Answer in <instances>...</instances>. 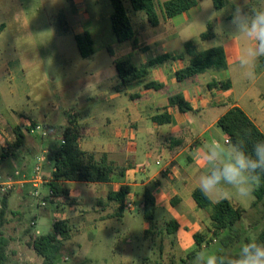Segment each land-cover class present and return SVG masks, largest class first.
I'll return each mask as SVG.
<instances>
[{
	"label": "crops",
	"instance_id": "obj_1",
	"mask_svg": "<svg viewBox=\"0 0 264 264\" xmlns=\"http://www.w3.org/2000/svg\"><path fill=\"white\" fill-rule=\"evenodd\" d=\"M85 1L0 0V50L4 43L2 39L7 35L11 36L13 45L27 44L33 39L32 35L36 27L52 23L54 20L52 16L48 17L40 11L42 10L40 8H48L47 2L59 5L60 8H79L77 14L79 21L72 31L73 37L89 33L94 43V52L88 58L82 57L92 66L89 70H84L78 83L75 108L81 109L82 112L74 110L70 118L82 128L80 146L84 151L105 153L110 162L116 167L125 168L126 172L124 177L117 178L111 183L64 182L62 185L70 190V197L74 199H77L74 189L83 185L112 187L107 197L111 192L118 191L121 186H130L132 191L135 187H143L144 190L149 188L157 207L164 208L165 204L171 206L173 219L179 224L175 234L179 246L187 242L188 247L191 248L194 234L210 229L212 223L211 219L205 221L197 212V204L184 199L187 194L193 197V192L199 188L198 177L206 170L198 154L207 147L208 134L213 128L218 127L219 119L234 107L244 110L264 133L262 58L255 66V76L252 79L241 77L239 69L233 71L235 54L240 45L232 34L233 29L230 24L232 12L237 5L248 10L252 7H264V0H249L245 4L242 0H231V4L221 10L215 8L213 1L216 11L215 22L203 16L205 9L202 8L203 0H199L197 6L161 22L158 26H152L147 18H133L136 36L146 50L134 49L130 42L120 43L117 40L119 45L117 51L107 44L104 46L107 54L102 57L101 64L98 63L94 25L88 13L83 10ZM226 9L228 13L222 15L221 13ZM112 16L113 14L111 15L113 32ZM197 21H200L201 29L199 33L194 34L192 32ZM210 23L213 26V37L203 40L201 35L207 31ZM189 42L193 43V48L187 50L185 45ZM218 46L225 50L228 65L226 70L208 71L189 81H177L175 73L189 64L191 53ZM164 54H180L182 57L153 67L143 83L128 86L122 91L117 90L119 81L115 61L128 59L136 67H141L149 60ZM1 60L0 56V77L4 67L7 73L12 75V79L26 75L23 61L19 56L11 58L6 66L1 65ZM12 64L13 68L10 67ZM214 81H230L232 87L227 91L210 89L208 85ZM149 82L161 83L165 85V89L147 90L145 84ZM175 93L183 95L191 105L192 111L182 113L170 106L169 95ZM9 95L14 98H24L23 94L12 89L9 90ZM135 95L139 97L133 99L132 96ZM0 97H2L1 91ZM11 115L14 122L13 130L20 128L25 133L23 127H27L30 121L28 116L14 109ZM0 116H2L1 112ZM156 117L164 120L170 118V121L159 124L154 120ZM225 137L227 143L226 134ZM13 138L15 139V135ZM56 138L59 146L62 138ZM8 141L13 142L12 138ZM13 154L16 153L10 155ZM6 159L10 160L9 156ZM154 159L157 164L163 161L164 165L160 169L147 172L138 170V164ZM52 170L53 165L50 175ZM233 198L236 201L229 200L234 205L244 208L238 203L240 201L238 196ZM110 202L115 204V210L110 215L112 216L116 213L118 204L114 201Z\"/></svg>",
	"mask_w": 264,
	"mask_h": 264
},
{
	"label": "rangeland",
	"instance_id": "obj_2",
	"mask_svg": "<svg viewBox=\"0 0 264 264\" xmlns=\"http://www.w3.org/2000/svg\"><path fill=\"white\" fill-rule=\"evenodd\" d=\"M157 1L162 3L165 0ZM242 1L245 4L249 0ZM124 2L131 10L134 19L147 18L144 12L133 11L128 0ZM47 4L48 8H40L42 9L40 11L48 17L52 16L54 20L51 24L36 27L32 35L33 39L27 44L13 45L11 36L7 35L2 39L4 43L0 50L1 65L6 66L11 58L19 56L26 73L24 77L17 76L13 80L12 75H9L4 67L0 77L2 92L0 97L2 114L0 116V175H11L15 170L31 172L42 155L47 158L41 172L44 182L38 187L27 183L15 185L11 189L0 188V209L3 196L10 195L9 223L4 229L5 234L11 239L6 264H44L43 258L31 248L29 243L34 236L48 234L54 222L64 219L70 221L72 232L70 238L64 240L61 257L56 264H82L86 260H88L86 264H145L157 261L169 262L173 256L178 259L185 258L192 250L217 253L221 249L218 239H214L209 245L204 244L201 248H197L194 240H192L191 248L188 247L187 242L179 246L177 237L168 235L165 231L166 222L174 217L171 206L167 204L163 206L164 208H156L152 223L146 220L143 187H135L127 198V202L133 204V210L125 207L122 219L109 217L115 210V204L107 197L112 187L83 185L76 188L74 195L79 202L74 206L66 204L59 206L46 200L49 194L46 181L50 179L52 166L49 163L48 154L56 149L59 143L56 136L51 138L53 136L46 134L44 126H64L74 110L82 112L81 109L75 108L78 83L84 70H89L92 66L90 62L82 59L72 34L79 21V15H77L79 8H60L54 3L47 2ZM202 6L205 8L203 16L215 22L216 11L213 0H203ZM83 7L94 25L98 63L101 64L102 57L107 54L104 46L107 44L114 51H117L119 46L116 36L111 31V15L114 13V8L110 0H97V2L86 0ZM227 13L226 9L221 14ZM200 29V21H197L192 33L197 34ZM10 67L13 68V64ZM233 71H237V68L234 67ZM11 89L23 94L24 98H14L9 95ZM12 109L27 115L30 121L27 127H23L27 135L25 146L13 151L16 154L10 155L9 160L6 159L7 157L2 158L1 155L3 148L7 149V144L12 143L8 139L12 138L14 141ZM32 121L41 125L42 129L30 133ZM212 136L225 142V134L218 127L213 128L208 134V140ZM45 150L48 152H44ZM163 165V161L157 164L154 159L138 164L137 168L139 170L144 167L147 172L160 169ZM184 199L196 204L189 194ZM231 200L236 201L234 198ZM44 201L45 206L42 205ZM254 201L253 193L250 197L240 198L238 201L248 213L239 224L241 239L227 250L226 260L235 257L240 244L247 241V238L257 239L264 228V212L261 206L253 207ZM197 210L205 221L210 219L208 210L200 208ZM211 228L212 223H210ZM210 229H204L202 232L207 235L208 241L214 238ZM147 230H150V233H146ZM197 264H200V261L197 260Z\"/></svg>",
	"mask_w": 264,
	"mask_h": 264
},
{
	"label": "trees",
	"instance_id": "obj_3",
	"mask_svg": "<svg viewBox=\"0 0 264 264\" xmlns=\"http://www.w3.org/2000/svg\"><path fill=\"white\" fill-rule=\"evenodd\" d=\"M110 1L114 8L112 29L117 40L120 43L130 42L134 49L145 51L146 47L141 46L136 36L131 10L126 7L124 0ZM128 1L133 11H142L146 14L152 26H158L161 22L182 14L197 6L199 3V0H168L162 3L157 0ZM213 1L217 10H221L231 4V0ZM212 37L213 26L210 23L207 31L201 35V38L207 40ZM75 39L80 55L83 58L90 57L94 52V43L90 34L77 35ZM185 47L187 50L192 49L193 43L189 42ZM191 55L189 64L175 73V77L179 82L192 80L208 71L226 70L228 67L226 53L221 46L200 52H193ZM181 57L180 54H164L149 60L141 67H136L128 59L115 61L119 81L117 90L122 91L128 86L143 83L153 67ZM261 62L264 65V58H262ZM208 87L210 89L227 91L231 89L232 84L230 81H214ZM145 89L161 91L165 89V85L157 82H149L145 84ZM138 97V95L132 96L133 99ZM169 104L182 113L192 111L191 105L184 99L181 93L170 94ZM154 120L159 124H163L169 122L170 118L164 120L161 117H156ZM31 123L32 126H37L36 122L32 121ZM217 126L226 134L228 142H242L249 149H251L255 141L264 139V133L240 107L230 109L219 119ZM44 129L46 134L61 137L63 141L56 149L48 154V160L53 165V170L50 175L51 179L47 182L51 193L48 194L46 200H49L51 204L74 206L79 202V200L70 197V190L62 185L64 182L111 183L117 178L125 176L126 169L116 167L109 161L107 154L87 152L81 148L82 128L73 118H69L67 124L64 126L45 125ZM14 135V141L11 144H7V149L4 148L2 158L10 156L11 152L13 153V151L25 146L26 136L23 130L15 128ZM131 192L132 188L130 186H121L118 191L109 194L108 199L118 204L116 213L110 216L111 218H123L126 210V199ZM143 195L145 200L144 216L146 220L152 223L157 208L156 201L149 188L144 190ZM254 196L255 201L253 207L258 208L261 206L264 212V178L261 180L260 187L254 190ZM9 198L10 195L5 194L1 200L0 264L7 263V250L11 244V239L4 232L6 225L9 223ZM193 198L198 208L208 210L212 222L210 232L214 237L208 241L206 234L196 232L194 234V241L197 248H201L204 244L209 245L214 239H218L221 249L217 251V254L226 260L227 250L235 246L241 239L242 233L239 224L248 211L240 206L234 205L229 199L214 203L205 197L199 188L193 192ZM178 229L179 224L175 219H170L165 224V231L168 235H175ZM71 232L72 227L70 221L59 220L53 223L52 229L48 234L34 236L29 245L43 258L44 264H56L61 257L64 240L70 238ZM146 233H150V230H147ZM256 240L264 243V228ZM197 252L196 250H192L185 258L178 259L173 256L169 262L157 261L155 263L147 262L145 264H197V260L195 259ZM87 261L82 262V264H86Z\"/></svg>",
	"mask_w": 264,
	"mask_h": 264
},
{
	"label": "clouds",
	"instance_id": "obj_4",
	"mask_svg": "<svg viewBox=\"0 0 264 264\" xmlns=\"http://www.w3.org/2000/svg\"><path fill=\"white\" fill-rule=\"evenodd\" d=\"M230 24L240 45L233 66L241 70V77L252 79L255 66L264 58V7L245 10L237 5ZM198 156L206 169L198 177L199 190L214 203L233 196L246 199L264 178V139L255 141L249 149L245 143H225L212 136ZM195 259L200 264H264V243L248 239L230 260L203 250L196 253Z\"/></svg>",
	"mask_w": 264,
	"mask_h": 264
},
{
	"label": "built area",
	"instance_id": "obj_5",
	"mask_svg": "<svg viewBox=\"0 0 264 264\" xmlns=\"http://www.w3.org/2000/svg\"><path fill=\"white\" fill-rule=\"evenodd\" d=\"M42 126H32L30 128V133H35L38 130H41ZM63 142V141H62ZM228 142V141H227ZM47 158L46 156L42 155L39 158V162L35 165V167L31 170V172H23L19 170H15L11 175H0V188L7 187V189L13 188L15 185H24L27 183H32L34 187H38L40 183H43L44 180L41 176L43 163L46 162ZM145 168L141 167L140 171H144ZM48 182V181H46ZM38 192H36L37 194ZM51 191H49V194ZM42 205H46V202L44 201ZM125 207L128 210H133V204L131 202H126Z\"/></svg>",
	"mask_w": 264,
	"mask_h": 264
}]
</instances>
